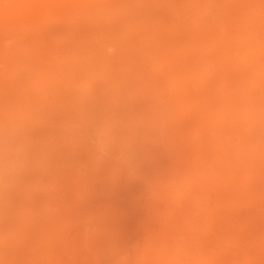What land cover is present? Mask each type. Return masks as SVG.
Instances as JSON below:
<instances>
[{"label":"bare ground","instance_id":"bare-ground-1","mask_svg":"<svg viewBox=\"0 0 264 264\" xmlns=\"http://www.w3.org/2000/svg\"><path fill=\"white\" fill-rule=\"evenodd\" d=\"M51 21L59 29L43 35ZM60 39L65 47L54 46ZM186 117L189 139L178 130ZM150 130L158 141L204 150L191 154L190 172L179 164L188 173L159 194L171 195L169 208L182 217L172 224L146 217L140 238L114 242L100 263L264 264V186L243 191L239 176L264 181L251 164L264 167V0H0V264L94 260L88 239L106 233L119 211L111 200L124 198L119 190L112 199L109 185L139 157ZM193 149L170 155L191 164ZM165 163L159 172L168 176L173 166ZM218 174L237 178L231 187L242 195L223 193L229 184L219 190ZM205 178L210 186L195 187ZM85 192L96 197L86 209L78 199Z\"/></svg>","mask_w":264,"mask_h":264},{"label":"rangeland","instance_id":"rangeland-1","mask_svg":"<svg viewBox=\"0 0 264 264\" xmlns=\"http://www.w3.org/2000/svg\"><path fill=\"white\" fill-rule=\"evenodd\" d=\"M60 20H58V22H59ZM56 22V20H54V23ZM58 22H56V23H58ZM61 22V24H63L62 23V21H60ZM53 23V21H51V25H52V27L48 24L45 28H43V31L42 32H45L43 35H49L48 33H46V30H52V29H54V31L55 30H58L59 28H58V26L56 25V24H54ZM54 24V25H53ZM61 26V25H60ZM196 29V28H195ZM48 32H50V33H52V31H48ZM128 37V36H127ZM131 38V39H130ZM130 39V41L131 40H134V36L132 37V36H129V38H127L126 40H129ZM67 42H69V41H67ZM66 41H65V39H60L59 41H57L56 42V44L54 45V46H56V47H58V48H60V47H65L66 46ZM67 45H68V43H67ZM187 117H189V116H187ZM187 117H186V120H185V126L182 124V126L181 125H179V127L178 128H186L185 130H183V129H178L179 131H181V132H184V133H181L182 135L181 136H184V138L185 139H189L192 135H193V133L192 132H190L191 130H189V127H191V125H189L188 123H190L191 121H189V122H187ZM189 119H191V118H188V120ZM188 125V126H187ZM187 126V127H186ZM152 133H148V135L146 136V138H147V140H146V142H148V144L150 145V146H153V147H150V148H154L155 149V147L157 146V150H159V151H154V150H152V149H150L149 150V146L148 145H146L147 143L146 142H144V144H145V146L144 145H140V146H142V148L141 147H139V149H140V152H139V157H138V155L136 156V157H138V158H136L135 157V159H134V162H136V163H130L129 165H132V169H131V167L129 166V165H127V166H124V167H128V168H125V170L124 169H122V171H121V173H123V172H126V173H129V174H124V176L126 177V178H124L122 175L123 174H121V175H119V176H117V177H115L116 179H114L113 181L114 182H111V183H115L114 185L113 184H111L110 182H106V183H108V184H111V185H109V186H111L110 188H108V189H110V191L112 192V194H111V196L110 197H112V196H116V192H118L119 190V192L118 193H120V192H122V193H120L119 195L120 196H118V198L119 197H124V198H119L118 200H119V202L120 203H122V205L120 204V203H116L115 201H113V200H111L112 201V203L114 202L115 204H116V206H117V208H118V210L119 211H117V213L115 212H112L111 214H110V219L108 220V223L107 224H110V225H107V230H106V233H103V234H99L100 235V237L99 238H95V237H97V236H95V237H91L93 240H95V239H98L97 241H95V242H97V243H99V244H97V243H94L93 241L92 242H90L91 241V238H89L88 240V246L87 247H89V248H87V252H88V254H90V253H92V252H89V251H93V248H95L94 249V251H95V253L97 254V255H91V258L92 259H94V260H91V261H93V262H88L87 264H96L95 262H97V264H101L100 262H102V261H100V260H102V258H105L106 257V255L108 254L109 255V253H110V251H111V246H112V244L114 243V242H118V243H120V242H122V243H120V244H124L125 242V245H127L128 243L127 242H131V241H135V240H137L138 238H140V236L139 235H142L144 232L141 230L142 229V227L146 224V226L147 225H149V220H145L144 221V219H147L146 217H148V216H151V217H153V218H156V219H158L161 223H165V224H168V223H171V221H172V219L171 218H173V217H175V214L176 215H179V217L181 218L182 216H181V213H178V212H176V211H174V208H169V207H175V205H174V203H173V201H170L173 197L171 196V195H169V194H167V196H164V195H166V194H162L161 193V195H159L160 194V192H164V193H166V190H164V191H162L163 189H165V186L167 185V183H168V181L171 179H176V178H180V177H182V176H184V175H186L188 172H185V171H191L192 170V168H191V166H192V163H193V161H194V157L195 156H192V155H196V154H198V153H196V152H198L199 151V154H203L204 153V150H202V149H198L197 147H195V145H194V143L193 142H191V143H188V142H190L189 140H173V142H175V143H178V144H175V143H173V142H171L172 140H165L164 138H162V142L161 141H158V137H156V135H155V132H154V130L152 131V130H150ZM188 131V133H186ZM188 134H191L190 135V137H188V136H186V135H188ZM150 139V140H149ZM167 139V138H166ZM262 139H264V138H262ZM160 140V139H159ZM165 141H168V142H165ZM186 141V142H185ZM151 142H153V143H151ZM169 142L170 143H172L173 145H174V147H173V145H169ZM179 142H181V143H183V144H181V143H179ZM261 142H263V141H261ZM168 143V144H167ZM143 144V143H142ZM152 144V145H151ZM180 144V145H179ZM189 144H191V145H189ZM117 145V144H116ZM115 145V146H116ZM113 146V145H112ZM114 146V147H115ZM172 148H171V147ZM147 149H146V148ZM113 148V147H112ZM192 148H194L193 150L194 151H191V153H189V155H190V159H191V157H192V161H191V164L190 163H188V162H186V163H188V164H190V165H188V164H186L185 163V161H190V160H186V158L184 157H182V158H180L182 155H180L179 157H177V159H176V157H174V155H170V153L172 154H174V153H176L177 152V150H179V149H181V150H179V151H182V150H185V152H190V149H192ZM160 149H162V150H160ZM188 149V150H187ZM262 149V148H261ZM163 150H164V152H163ZM201 150V151H200ZM262 150H264V149H262ZM261 150V151H262ZM151 151H154V153L156 154V156H158V157H156V156H154L155 154H153ZM174 151V152H173ZM159 152V153H158ZM113 153H115V151H113ZM168 153V154H167ZM177 153H179V152H177ZM192 153H194V154H192ZM140 154H142V155H140ZM180 154H183L184 156H185V154H186V156L188 155V153H180ZM192 154V155H191ZM147 155V156H146ZM151 155V156H150ZM159 155L161 156L160 158H159ZM264 153L263 154H260V156L262 157V158H264ZM140 156H141V158H140ZM145 156V158H143V157ZM177 156V155H176ZM148 157H150V159L148 158ZM137 159H139V160H137ZM149 159V160H148ZM167 159V160H166ZM188 159V158H187ZM163 160H164V162H163ZM168 160H170V161H168ZM173 160L175 161V162H173ZM153 162H155V163H153ZM167 164H166V163ZM172 162L174 163V164H172ZM143 163V165H141ZM157 163H159V164H157ZM163 163H165L164 164V166H167V167H169V166H173V172H174V174H173V172H170V173H168V176H170V177H168L167 176V174H166V170L164 171V172H159V170H161V169H163L164 167L162 166V164ZM259 163H261V162H259ZM135 164H137V165H135ZM147 164V165H146ZM179 164H181L182 166H186L184 169H189V168H191V169H189V170H185V171H183V168H179L180 166H179ZM251 164H255V166H253L254 167V169H256V170H258V169H261V171H263V174H264V167H262V165H258V162H251ZM144 165H146V166H144ZM155 165H159V167H156ZM177 165V166H176ZM137 167V168H135V167ZM147 166H149V167H147ZM179 166V167H178ZM139 167H141V168H143L144 167V170L143 169H139ZM155 167V168H154ZM130 168V169H129ZM134 168H135V170H136V172H135V170H134ZM145 168H147V169H145ZM166 168V167H165ZM172 167H170V169H171ZM166 169H169V168H166ZM124 170V171H123ZM131 170H133L134 171V173H133V171H131ZM138 170V171H137ZM140 170V171H139ZM151 170H153V171H155L156 170V172H153V173H149V172H147V171H150V172H152ZM164 170V169H163ZM138 172H140L141 173V175H140V173H138ZM146 173H148V174H146ZM155 173H157V175L155 174ZM135 175V177H138L137 179H140V177L142 176L143 177V179L144 180H142V179H140L141 180V183L140 184H138L139 183V180H137L138 182L137 183H135V181H136V178L135 177H130L131 175ZM170 174H173V175H170ZM133 175V176H134ZM140 175V176H139ZM159 175V176H158ZM219 175V178L217 177ZM218 175H216L214 178H213V180L214 181H216V183H219L218 185H215L217 188H220L219 190H221L222 188V186H224V185H226V184H229L230 186L229 187H227V185L226 186H224L223 188H225V187H227L226 189H224V191H223V189H222V191H223V193L225 192V190H227V192H231V191H228L229 189L228 188H231V189H233L231 186L234 184V183H236V182H234V183H232L233 182V180L234 179H237V178H234V176L233 177H231V178H227L228 176L227 175H221V174H218ZM120 176H122L121 177V179H119L118 177H120ZM150 176V177H149ZM162 176V177H161ZM221 176V177H220ZM224 178H223V177ZM230 176V175H229ZM238 176V175H237ZM240 176V178L242 179V181H244V179L245 180H247L244 184L241 182V184H243V186H240V188L242 187V189H243V191H249V192H251L252 193V191H254V190H258L257 188H260V187H262V186H264V181H260L259 179L260 178H255V176H252V177H249V176H251V174L249 173L248 175L246 174L245 176H244V178H242L241 177V175H239ZM238 176V177H239ZM141 177V178H142ZM148 177V178H147ZM160 177V178H159ZM257 177H259V176H257ZM261 177H263V176H261ZM118 178V179H117ZM130 178V179H129ZM153 180H152V179ZM158 178V179H157ZM162 178H164V179H162ZM201 178H204V177H201ZM234 178V179H233ZM126 180V181H121V182H124L123 184H120L121 182H120V180ZM129 179V180H128ZM199 179V178H198ZM215 179H218V180H215ZM223 179H225V180H223ZM249 179H251V180H249ZM255 179H257V180H255ZM263 179V178H262ZM117 180H119V182H116ZM149 180H152V181H154L153 183H152V181H150V182H146V181H149ZM156 180V181H155ZM158 180V181H157ZM201 181H198V182H201L200 184H198V182L197 181H195V183L196 184H194L195 185V187H202L203 188V186H210L209 185V183H208V185L206 184L208 181H205V180H208V179H200ZM222 181V182H220V181ZM226 180H228V181H226ZM229 180H232V181H230L229 182ZM258 180L260 181V182H258ZM131 181H134V182H130ZM146 182V183H148V184H145L144 182ZM161 181V182H160ZM163 181V182H162ZM236 181H238V180H236ZM251 181H254V183L252 184L251 183ZM160 182V183H159ZM227 182V183H226ZM106 183H104L107 187H108V184H106ZM133 183H135V184H133ZM142 183H144V184H142ZM156 183V184H155ZM164 183V184H163ZM205 183V184H204ZM220 183H225V184H220ZM256 183H258V184H260V185H256ZM104 184H102V185H104ZM116 184H118V185H116ZM124 184L126 185V186H124ZM129 184H131L130 186L132 187V185H134L135 187H133V189H135V190H133L132 188H128L127 187V185H129ZM163 184V185H162ZM236 184H238L239 185V183L237 182ZM248 184V185H247ZM250 184H252V185H255V187L254 186H251ZM147 185V186H146ZM157 185V186H156ZM113 186H115V188L113 187ZM117 186V187H116ZM137 186V187H136ZM140 186H142L141 188H139ZM150 186V187H149ZM154 186H156L155 188H153ZM163 186V187H162ZM234 187H237V185H233ZM245 186H247L250 190H248V188L247 189H245L246 187ZM115 189H113V188ZM127 187V188H126ZM144 187H145V189H146V191H145V189H144ZM215 187V188H216ZM139 188V189H138ZM214 188V187H213ZM212 188V189H213ZM112 189V190H111ZM137 189V190H136ZM141 189H143V190H141ZM148 189V190H147ZM237 188H234L232 191L234 192V191H238V193L237 194H239V195H242V193H241V191H239V190H236ZM127 190L128 191H130V190H133L132 192L133 193H135V192H140V193H135V194H132V195H130L129 194V192H127ZM142 192H141V191ZM219 190H217V192L220 194V192L222 193V191H220L219 192ZM144 191H145V193H144ZM124 192V193H123ZM151 192H157L156 194L158 195V197L156 196V194H154V193H152L151 194ZM215 192V194H216V189H213L212 191L210 190V193L211 194H213ZM259 192V191H258ZM257 192V193H258ZM88 192H85V193H81V194H79L78 195V199H80L83 203L85 202V204H87L88 206H86L85 204H83V205H85L86 207H85V209L87 208V207H90L92 204H94V200L96 199V197H94L95 195H92L91 193H89V194H87ZM131 193V192H130ZM148 193V194H147ZM256 193V194H257ZM84 194H86V195H84ZM122 194V195H121ZM125 194V195H124ZM130 196V197H134L132 200H131V198L128 196V195ZM218 194V195H219ZM226 194V193H225ZM225 194H223V195H225ZM246 194V193H245ZM245 194H244V196H245ZM254 194V193H253ZM92 195V196H91ZM124 195V196H123ZM135 195V196H134ZM218 195H215V196H217V197H215V198H217L218 199V206H217V204H216V199L214 198V203H212L211 204V206H213L214 207V205L216 204V208L218 207V208H221L220 207V204H222L221 206H223V202H224V199H223V195H219V198H218ZM228 194H226L225 196H227ZM230 195V194H229ZM249 195H252V194H248L247 196H249ZM153 196H155L156 198H155V200H154V202H153V199H154V197ZM159 196H161V198H163V199H161ZM162 196H164V197H162ZM169 196V197H168ZM212 196V195H211ZM247 196H245V197H247ZM257 196V197H256ZM261 195H259V193L257 194V195H255V198H258V199H261V198H259ZM212 197H214V195L212 196ZM220 197L222 198V199H220ZM252 197H254V196H252ZM263 197V196H262ZM115 198H117V197H115ZM159 198V199H158ZM165 198H167V199H165ZM168 198H170V199H168ZM248 198H250V197H248ZM255 198L254 199H252V200H255ZM264 198V197H263ZM112 199H114V197H112ZM129 199H130V201H131V203H129ZM246 200H248L247 198H245ZM79 200V201H80ZM117 200V199H116ZM137 200H140V203L139 202H137ZM163 200V201H162ZM168 200V202H166V201ZM173 200V199H172ZM220 200V201H219ZM223 200V202L222 203H220L221 201ZM80 201V202H81ZM146 201H149V203H150V205H148L149 203L148 202H146ZM260 201H262V199L260 200ZM260 201H257V204H259V202ZM93 202V203H92ZM118 202V201H117ZM133 202V203H132ZM135 202H137V204H134ZM141 202H144V204L143 203H141ZM145 202H146V204H145ZM166 202V203H165ZM226 202V201H225ZM251 202H253V201H251ZM248 203H250V202H248ZM260 203H264V202H260ZM82 204V203H81ZM119 204V205H118ZM124 204V205H123ZM225 205V204H224ZM251 205H253V204H251ZM262 205V204H261ZM260 204L259 205H256V206H252L251 208L253 209V210H258L259 208V206H260V208H262V206H261ZM151 206L152 207H154L152 210L154 211V212H150V211H148L146 208H148V209H150L151 208ZM159 206H161L160 208H159ZM240 206H242V205H240ZM246 206H248V205H246ZM127 207V208H126ZM144 208L143 209V211L142 212H139V211H141L142 210V208ZM225 207H227V203H226V205H225ZM249 207V206H248ZM141 208V209H140ZM157 208V209H156ZM237 208H239V207H237ZM258 208V209H257ZM130 209V210H129ZM140 209V210H139ZM155 209V210H154ZM166 209H168V210H166ZM172 209V210H171ZM246 209H248V208H246ZM138 210V211H137ZM165 212H167V211H173V212H171L172 213V215H174V216H171V214L170 213H165ZM249 210H251V209H249ZM148 211V213L149 214H145V212H147ZM163 211V212H162ZM248 211V210H247ZM256 211H254L253 213H255ZM122 212H127V213H125V215L122 213ZM134 212H136V213H134ZM157 212V213H156ZM258 212H260V211H258ZM118 213H120V214H118ZM152 213V214H151ZM165 213L166 215H168L167 217H166V215L163 214ZM239 213V212H238ZM244 213V212H243ZM249 213V212H248ZM116 214H118L117 216H115ZM145 216H144V215ZM157 214H158V217H157ZM261 214H264V213H261ZM121 215H122V217H124V216H126V215H132V219L129 217V216H127V218L125 219H123L122 217H121ZM152 215H156V216H152ZM162 215V216H161ZM251 215H253V214H251ZM262 216V215H261ZM114 217H116V218H114ZM140 217H141V219H140ZM170 219H169V218ZM264 217V216H263ZM127 219H129V220H127ZM179 220L177 217H175V219L172 221V223L174 222V221H177V220ZM264 219V218H263ZM111 220V221H110ZM133 220H135V222L133 221ZM142 220V221H141ZM255 220V219H254ZM256 220H258V218L256 217ZM125 221V222H124ZM130 221V222H129ZM167 221V222H166ZM264 221V220H263ZM115 222H117V223H115ZM131 222H134L133 223V225H131L132 223ZM138 223V222H141V223H139L138 225H140V224H143L144 223V225H140V226H138L137 224H135V223ZM128 223H131V224H128ZM171 223V224H172ZM121 226H120V225ZM111 225H113V226H111ZM115 225H118V226H115ZM125 225V226H124ZM127 225H129V226H127ZM136 226V227H132V226ZM122 227H125V228H122ZM126 227H128V228H126ZM145 227V226H144ZM109 228H110V230H109ZM111 228H116V229H111ZM118 228H120L119 230H117ZM130 228V229H129ZM123 229H126V230H123ZM131 229H133V230H135L134 231V233H132L131 231H133V230H131ZM112 230V231H111ZM113 230H117L116 232L115 231H113ZM128 230H130V231H128ZM141 231V234L139 233L140 231ZM143 230H144V228H143ZM107 231H110V232H107ZM139 231V232H138ZM113 232L115 233V235H117V236H115V235H113V237H111L112 236V234H113ZM143 232V233H142ZM108 233V234H107ZM110 233V234H109ZM132 233V234H131ZM137 233H139V234H137ZM133 234H136L137 236H135V235H133ZM122 235V236H121ZM134 237H133V236ZM111 237V238H109V237ZM122 237V238H124L125 240H122V239H120V238H118V237ZM130 237L129 239L127 238H125V237ZM117 237V238H116ZM135 237H137V239H135ZM95 238V239H94ZM101 238H104V240L105 241H107V243H103L104 245L102 246V240H101ZM108 239V240H107ZM133 239H135V240H133ZM117 240V241H116ZM105 241H103V242H105ZM94 243V245H93V247H92V244H90V243ZM101 242V243H100ZM110 243V244H109ZM108 244V245H107ZM95 246V247H94ZM99 246L101 247V248H99ZM104 246H106V247H104ZM108 246H110V247H108ZM107 248V249H106ZM109 248H110V250H109ZM97 250V251H96ZM107 250V254H105L104 252ZM93 251V252H94ZM109 252V253H108ZM102 253V254H101ZM99 255H101V256H99ZM97 258H96V257ZM99 256V257H98ZM101 257V259H99ZM97 259V260H96ZM99 261V262H98Z\"/></svg>","mask_w":264,"mask_h":264}]
</instances>
